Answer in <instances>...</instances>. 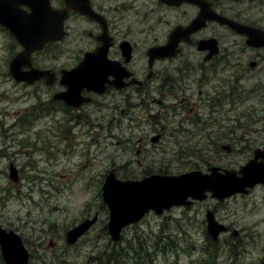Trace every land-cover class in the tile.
<instances>
[{
    "label": "rangeland",
    "instance_id": "obj_1",
    "mask_svg": "<svg viewBox=\"0 0 264 264\" xmlns=\"http://www.w3.org/2000/svg\"><path fill=\"white\" fill-rule=\"evenodd\" d=\"M95 4L113 14L115 35L135 46L137 75L156 72L154 79L144 93L133 88L115 102L105 99L107 108L91 105L65 113L45 83L28 86L13 79L10 61L20 50L0 32V225L23 237L30 264H106L109 259H115L112 264H262L264 186L223 202L209 197L162 216L149 213L118 243L108 232L102 189L113 168L121 180H142L245 165L255 149L264 148V52L243 51L237 35L219 31L226 57L232 58L227 67L216 64L212 75L195 74L179 90L167 89L173 72L160 64L149 71L146 51L166 43L176 17L164 16L157 0ZM70 25L69 38L34 55L36 67L60 70L83 56L88 32L97 31L81 21ZM250 61L261 64L251 71ZM161 83L166 93L157 91ZM11 163L19 170V183L9 177ZM209 210L228 228L216 241L207 230ZM97 213V225L67 245V232ZM203 248L215 259L203 255ZM0 264H5L1 250Z\"/></svg>",
    "mask_w": 264,
    "mask_h": 264
},
{
    "label": "water",
    "instance_id": "obj_2",
    "mask_svg": "<svg viewBox=\"0 0 264 264\" xmlns=\"http://www.w3.org/2000/svg\"><path fill=\"white\" fill-rule=\"evenodd\" d=\"M65 1L66 8L63 10H53L50 1L46 2L45 9L48 12H43L51 13L53 18L60 19L59 26L53 27L48 31L25 33L17 30L15 28L16 17L22 12L19 8L20 4L24 3L17 0H0V22H5L6 25L12 24L11 27L15 35L25 46V49L18 53L11 62L10 70L16 81L26 82L29 85L41 79L48 80L49 74L54 75L51 71L34 68L32 54L43 50L47 42L58 40L64 36V22L70 11H75L88 17L90 20L98 21L102 24L104 34L101 40L107 43V46L96 52L86 54L80 66L72 72H63V80H66V77L70 86L73 84L72 86L75 85V87L71 86L68 92L59 95V98L70 105L80 107L88 100L80 96L81 89L86 87L89 90L103 93L104 75L110 71H117V67L120 64L108 59V51L112 40L107 36L106 27L103 25V18L93 10L91 0ZM166 2L175 4L168 0ZM27 5L30 8L32 7L33 13H40L41 7L38 0H31ZM216 19L221 23L229 25L238 34H246L248 36L247 45L264 48L263 29L248 27L233 20L220 17L215 13L212 15L202 13L191 26L176 28L171 33L167 45L150 49V65L152 66L157 59L175 56L178 44L183 37H189L192 33L204 27L206 21ZM200 46L202 49L212 52L210 57L218 53L216 39L204 41ZM121 49L124 55L127 56V60H130L132 56L131 44L125 41L122 43ZM255 65L254 63L253 67ZM106 66H108V70L105 69ZM24 67H28L29 70L25 71ZM128 75L130 74L128 73ZM76 82L82 85L79 89L76 88ZM260 157L264 160V152L260 150L256 151L255 159L243 167L239 173L232 171L220 173V168L213 167L210 169V174L203 173L202 171H193L181 175L155 174L142 180L123 181L118 179L116 171L112 170L108 174L103 186V202L107 205L110 213L108 232L112 240L119 242L126 227L139 223L152 210L156 214L162 215L166 210L169 211L174 206H191L196 200L204 201L208 198V193H212V196L220 201H224L236 194H248L250 189L256 185L264 184V162H259ZM10 179L15 183H18L20 180L18 169L14 164L10 165ZM207 221L208 231L214 240H217L218 236L227 230L224 225L215 220L214 213L211 211L207 214ZM97 222L98 215H95L92 219L85 220L70 229L67 233V244H76ZM0 247L5 264H30L31 253L25 246L23 238L15 231L7 230L1 225Z\"/></svg>",
    "mask_w": 264,
    "mask_h": 264
},
{
    "label": "flooded vegetation",
    "instance_id": "obj_3",
    "mask_svg": "<svg viewBox=\"0 0 264 264\" xmlns=\"http://www.w3.org/2000/svg\"><path fill=\"white\" fill-rule=\"evenodd\" d=\"M17 1L24 2L20 4V9H22L24 12L19 13V16L16 20L17 22L16 26L18 29L19 27H21L24 30H29L27 32H31L34 29H36V27H41V23H44L48 27L59 26L60 19L53 18L51 16V13H49V15H47V13H39L38 16H36L33 13H31L32 11L31 8L29 9L27 6H25L26 5L25 2H28L29 0H17ZM46 1L47 0H41L42 2L41 8L44 6V3ZM173 1H180V4L169 5L163 3L162 0H157V5L159 7L160 12L164 13V16H166V14H169L170 17L171 16L176 17L177 23L175 27L191 26L192 23L198 17H200L202 13H207V14L216 13L219 16L232 19L239 24L248 27H253L256 29L260 28L264 30V16L260 19H257L259 13L264 14V0H173ZM50 2H52L54 9L57 10L64 9L66 7V3L64 0H50ZM92 4L95 7L96 11L100 12L99 14L103 15L106 18L105 20L106 28L109 30V34L115 40L114 45L110 49L109 57L112 60H117L120 63H122V65L126 69L131 71L132 74L134 75L120 77L119 73L114 72L109 77V81L106 83L105 92L103 94H98L94 91H89L87 88H84L81 94L84 97L90 98L89 99L90 102L85 103L80 107H74L62 100L57 99V96L59 94L63 92H68V88H69V83H65V82L62 83L61 81L62 74L60 72L64 70H73L77 68L87 52L95 51L98 48L106 46V44L104 45L102 43L100 37H98L102 33L101 26L98 23L90 22L86 17H83L78 13L75 12L69 13L68 18L64 22L67 31L66 36L61 41L51 42L49 43V45L55 44L58 46L59 44L63 43V41H65L70 36L71 34L70 23L71 22L73 23L74 21H77L78 23L80 21L83 23H87L89 25V28H95V31H97V33L91 30L88 32L90 41L86 43L85 48L82 50L83 57L78 58V60L75 61L74 64L68 65L67 67L61 68L60 70L51 69L54 72H56V79L53 80V78L51 77L49 80L50 81L49 85H47V83L45 82V84L53 90L51 95L52 101H55L56 103L59 104V106L64 107L65 113H71V112L78 113L80 110H83L91 105H97L99 107L107 108L108 103L106 100L108 98H110L111 101L114 100L115 102V99L117 98L118 95H122L123 92L126 91H131L133 88H137V92L144 93V89L148 88L149 83L152 81V79H154V74L156 73L154 72L153 74H149L147 75L146 78H142L141 76L137 75V73L135 72L136 69L132 67L134 58L136 57L135 46L133 45L134 55H135L133 60L129 63H126V60L123 57V53L120 49L121 44L116 40V35H115L116 25L113 24V20H112L113 14L107 13L106 9L100 8L99 4H95V0H92ZM180 17L183 18V21L179 22L178 19H180ZM36 22H40V25L36 26ZM0 30L2 32L4 31L8 33L9 42L11 43V46H13V48L14 47L15 49L25 48L22 46V44H20L18 39L15 36H13L12 33L3 24L0 25ZM84 30L87 29L85 28ZM219 31L225 32L229 35H237L239 39L243 41V49H242L243 51L246 50L247 48L249 49V51L254 50V51L264 52V48H256L247 45L248 36L246 34H237L228 25L221 23L217 20L206 22V24H204V27H202L198 32L192 34L190 37H183L181 39V42L178 44V48H179L177 49L178 54H176L177 56L175 58L160 59L156 61L155 66L157 64L165 65L167 67L168 73L170 74L171 72H173L174 74V75L171 74V76L168 75V83H166V85L168 86L167 89L173 87L179 90L180 88H182L184 82L194 78L195 74L204 76L205 73L209 71L207 76L212 75L216 70V64H221L222 67L223 66L227 67L228 63L232 61V58L230 56V53L226 57V53L224 51H226L227 48H224L221 44V36L219 35ZM212 38H215L217 40V46H218V53L215 55V57H210L212 55V52L210 50H203L200 46L201 43H203L204 41H208L209 39ZM165 44L166 43H162L159 45H165ZM86 47H88L89 50L86 51ZM147 51H146V56L148 60ZM196 62H198V65H196ZM254 63L256 64L255 67H253ZM260 64L261 63H258L257 61H250L248 62L247 66L252 71L255 68L257 69V67H259ZM192 68H195V73L190 75L188 72ZM134 77L138 81L135 80ZM118 78L121 79L119 83H117ZM120 86H122L123 88L120 89L119 88ZM76 87L79 88L80 85H77ZM167 89H165L164 85L161 83L158 86L157 91H165L164 93H166L168 91ZM169 107L172 108L173 106H169ZM124 111L125 110H123V112ZM225 148L226 149L228 148L229 150L231 149L230 146L228 147L226 146ZM257 149H264V148H257ZM245 151L246 149H244V152Z\"/></svg>",
    "mask_w": 264,
    "mask_h": 264
},
{
    "label": "trees",
    "instance_id": "obj_4",
    "mask_svg": "<svg viewBox=\"0 0 264 264\" xmlns=\"http://www.w3.org/2000/svg\"><path fill=\"white\" fill-rule=\"evenodd\" d=\"M128 177V176H127ZM205 254L209 257V259L210 260H214L215 259V257H214V255H213V253H210L207 249L205 250ZM216 254V253H215ZM115 258V257H114ZM100 259V258H99ZM115 260V259H114ZM114 260H112V259H109L107 262H106V264H108V263H110V262H112V261H114ZM195 262H197V261H195ZM195 262H191L190 264H195ZM207 261H199V264H205ZM100 264H104V262H101ZM110 264H112V263H110Z\"/></svg>",
    "mask_w": 264,
    "mask_h": 264
}]
</instances>
